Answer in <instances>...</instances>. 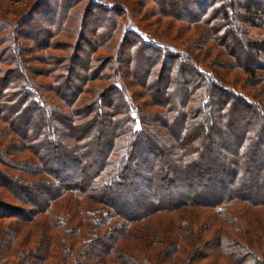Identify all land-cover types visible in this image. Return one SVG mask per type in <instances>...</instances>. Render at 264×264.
Returning a JSON list of instances; mask_svg holds the SVG:
<instances>
[{
	"label": "trees",
	"instance_id": "1",
	"mask_svg": "<svg viewBox=\"0 0 264 264\" xmlns=\"http://www.w3.org/2000/svg\"><path fill=\"white\" fill-rule=\"evenodd\" d=\"M64 4L62 16L70 18L74 5L70 0ZM167 5L190 26H206L188 49L168 53L130 31L121 51L93 68L96 49L92 38H84L63 66L43 57L63 71L56 77L57 96L48 90L44 96L37 76H29L36 74L29 65L32 49L19 38H32L30 25L23 31L0 21V58L10 66L8 72L0 67V121L35 153L33 167L46 177L30 180V160L7 151L10 161L1 162L29 178L0 170V187L30 203V223L68 194L79 199L78 208L86 200L103 205L106 214L115 209L126 221L112 235L107 230L88 239L61 264H108L120 258L118 246L127 235L119 233L163 212H182L183 217L188 208L216 209L237 201L264 207V0H168ZM61 6L56 0L50 23ZM38 44L43 51L52 48L49 42ZM213 47L220 49L214 51L223 55L226 67L245 75L242 85L232 83L216 61L208 62L213 72L200 68L195 59ZM99 78L108 85L91 91L89 83ZM5 207L0 202V218L13 216ZM84 210L88 216L98 209ZM216 213L225 217L223 208ZM18 216L25 217L21 211ZM10 232L0 237V262L5 256L1 246L11 242L7 236L16 229ZM47 251L41 258L47 260ZM244 255V264H256V256ZM134 256L126 253L119 260L147 264ZM17 257L21 261L14 264H26L22 253L12 251Z\"/></svg>",
	"mask_w": 264,
	"mask_h": 264
},
{
	"label": "rangeland",
	"instance_id": "2",
	"mask_svg": "<svg viewBox=\"0 0 264 264\" xmlns=\"http://www.w3.org/2000/svg\"><path fill=\"white\" fill-rule=\"evenodd\" d=\"M40 1L43 2L36 6ZM64 1L60 0L62 6L57 12V19L50 23L48 15L54 10L56 0H0V21L10 23L12 27L9 29L17 26L26 31L30 25L32 38L21 37L19 40L32 49L29 65L36 74L29 72V76H37L36 80L42 84L37 88L44 96L46 90L52 95H58L54 90L57 89L56 77L62 75L63 71L60 68H51L53 66L44 63L43 59L62 62L58 64L63 66L67 56L77 51L75 47L84 38H92L96 51L91 61L95 68L121 51V43L126 36L130 37V31L137 34L143 42L159 46L168 53H177L195 43L200 34L198 29L206 28L202 23L193 27L187 21L180 20L167 5L168 0H70L74 5L69 13L70 18L62 16ZM46 2H50L48 7L47 4L43 6ZM28 15L30 17L25 19ZM23 19L27 24L20 26ZM82 27L85 29L82 30ZM38 29L43 30L45 34L38 33ZM110 35L112 36L109 37ZM44 41L52 45L48 51L39 49L44 48V45H39L38 42ZM214 50L220 53V49L216 47L208 52L201 50L200 58L195 59L202 65L200 68L213 72L215 68L211 69L208 62L216 61L217 65H222L226 70L232 83L242 85L245 75L238 69L231 70L226 67L223 64V55H218ZM119 55L121 56V53ZM2 59L1 56L0 67L8 72L10 66L4 64L5 60ZM186 60L188 59L183 58V61ZM113 75L114 73L111 76ZM98 85L106 86L108 82L99 78L91 81L88 87L92 91ZM6 127L7 123L0 121V170L22 177L23 181L29 178L17 167L1 162V159L10 161L6 159V154L7 151H13L17 157H25L21 161L30 160V180L45 179L39 172L41 169L33 167L38 163L35 153L29 151L27 146L23 147L21 137L14 135ZM61 192L65 191H56L55 195H60ZM16 194L17 196L9 189L0 187V202L8 205L5 207L6 214L13 215L0 218V237L11 233L12 228L16 229L14 234L7 236L11 242L1 246L5 255L1 258L2 263L14 264V261H21L19 257L12 258V251H17L22 253V262L26 261V264H61L88 239L100 237L107 230L112 235L115 233L114 229L119 228H115L116 225L122 226L126 222L122 215H115V209H109L110 213L106 214L103 211L108 209L103 205L86 200L82 201V210L81 207L78 208L79 199L68 194L61 200L54 201L49 213L38 215L35 221L30 223L27 218V214H30V203L21 201L17 191ZM195 207L188 208V211L186 209L183 217L180 215L182 212L178 215L163 212L151 221L131 224L128 232L125 230V234L124 231L119 233L127 235V239L121 240L123 245L118 246V251L122 254L119 257L131 253L147 264H244V253L250 252L257 257L256 264H264V207H256L247 201H237L216 209ZM222 208L225 217L220 218L216 212ZM84 209L98 210H92V215L84 216L88 212ZM20 211L25 215L24 218L18 216ZM54 213L59 215L55 216ZM184 219L188 220V224ZM49 235L57 238L51 237V241ZM229 244L233 246L232 250L229 249ZM46 250L49 255L47 260L46 256L41 258L40 255ZM120 258H113L108 264H123ZM106 261L104 264H107Z\"/></svg>",
	"mask_w": 264,
	"mask_h": 264
}]
</instances>
